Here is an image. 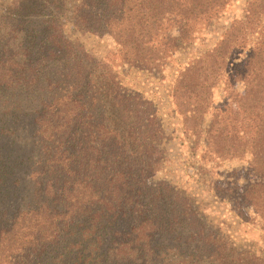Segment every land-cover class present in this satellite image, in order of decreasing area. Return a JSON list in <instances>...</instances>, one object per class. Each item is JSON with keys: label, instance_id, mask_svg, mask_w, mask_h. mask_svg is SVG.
Returning a JSON list of instances; mask_svg holds the SVG:
<instances>
[{"label": "trees", "instance_id": "obj_1", "mask_svg": "<svg viewBox=\"0 0 264 264\" xmlns=\"http://www.w3.org/2000/svg\"><path fill=\"white\" fill-rule=\"evenodd\" d=\"M127 1L80 0L74 23L105 31L126 20ZM139 1L140 32L117 35L137 63L158 59L151 39L167 15H180L183 26L211 23L232 2ZM64 8L65 0H15L0 18V195L10 206L18 191L30 195L0 224V264H264L175 187L153 181L165 153L157 106L65 35ZM241 50L228 79L244 85L238 109L219 105L207 138L219 158L251 155L258 177L243 186V205L241 197L234 204L245 220V209L254 210L264 229V0H249L218 45L180 73L173 99L197 131Z\"/></svg>", "mask_w": 264, "mask_h": 264}, {"label": "rangeland", "instance_id": "obj_2", "mask_svg": "<svg viewBox=\"0 0 264 264\" xmlns=\"http://www.w3.org/2000/svg\"><path fill=\"white\" fill-rule=\"evenodd\" d=\"M248 1L232 0L225 13L211 23L194 21L183 26L185 22L180 15H167L161 26L153 31L151 39V44L157 49L158 59L144 63L133 61V47L117 40L119 34L123 36L131 31L135 34L140 32L137 23L141 8L139 0L127 1L124 22L112 20L109 27L101 32L77 26L74 14L80 0H65L63 29L70 40L84 46L94 58L110 67L125 89L144 95L157 106L165 130V153L153 181H165L175 187L188 197L206 221L233 246L264 259V229L259 217L254 210L246 208L249 220L243 219L234 204L235 198L241 197L243 186L258 177L251 168V155L245 152L241 156L219 158L211 152L207 138L208 125L219 105L230 102L234 109H238L236 96L244 92V85L231 86L228 79L232 62H239L244 56V50L236 53L222 71L221 78L212 89L209 112L197 131L187 129L184 116L173 99V88L180 73L191 62L218 45L234 19L243 15ZM14 2L15 0H0V18L12 13ZM129 8L131 11L127 10ZM95 24L91 23L92 28ZM171 37L175 38L171 40ZM255 38H251L253 41L249 48ZM37 160L38 155L32 159L33 163ZM18 194L20 197L11 206L10 198L2 200L4 196L0 195L1 225L12 218L18 204L24 205L22 199L30 196L26 189L18 191ZM33 201L32 199L30 202ZM240 202L243 205L244 199Z\"/></svg>", "mask_w": 264, "mask_h": 264}]
</instances>
